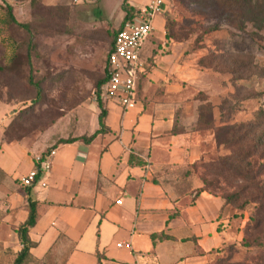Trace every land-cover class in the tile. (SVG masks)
Wrapping results in <instances>:
<instances>
[{"label": "rangeland", "instance_id": "374dc122", "mask_svg": "<svg viewBox=\"0 0 264 264\" xmlns=\"http://www.w3.org/2000/svg\"><path fill=\"white\" fill-rule=\"evenodd\" d=\"M117 1L78 5L75 0H0V149L25 141L45 143L51 137L49 144L55 146L80 133L77 111L98 104L96 85L104 77L113 36L122 23L120 6L124 4ZM212 2L168 0L161 40L155 37L156 46L142 54L146 62L140 86L159 66L161 73L176 70L174 78L176 73L185 76L178 95L163 93L164 79L151 81L159 86L157 92L150 87L155 99L161 100L162 95V101L177 104L172 137L183 150L185 165L176 174L179 180L194 177L201 189L221 198L245 191L246 210L224 208L229 221L225 243L212 264H258L262 252L242 246L250 219L257 212L256 202L251 203L254 191L229 172L224 159L249 145L263 154L264 146L248 139L226 147L218 143L216 130L251 124L256 129L253 133L264 132V78L253 74L254 65L248 72L234 71L247 62L264 67V30L252 26L246 32L238 30L228 23V17L220 16L223 12L212 7ZM9 8L17 25L7 30ZM224 13L238 12L229 9ZM168 20L175 23L171 33ZM159 57L167 59L160 64ZM226 99L230 104H225ZM192 155L198 159L191 164Z\"/></svg>", "mask_w": 264, "mask_h": 264}, {"label": "crops", "instance_id": "0c3cea01", "mask_svg": "<svg viewBox=\"0 0 264 264\" xmlns=\"http://www.w3.org/2000/svg\"><path fill=\"white\" fill-rule=\"evenodd\" d=\"M117 2L139 8L145 0ZM164 15L157 18L144 54L156 46L155 37L161 40ZM159 58L160 64L167 59ZM160 69L140 86L142 75L136 109L124 114L117 103L104 101L107 131L91 143L85 139L101 128L98 104L80 107V133L55 146L49 144L52 137L45 143L2 146L0 264H15L24 249L18 232L30 218L29 195L37 215L24 264H212L229 221L220 197L197 193L201 186L194 177L179 180L176 174L185 165L172 137L177 104L162 101V95L155 99L150 87L152 80L164 79L163 93L178 95L186 79L178 73L174 78L176 70ZM68 140L74 142L63 144ZM52 151L48 188L22 186L21 179L40 168L37 158ZM196 159L192 155L191 164Z\"/></svg>", "mask_w": 264, "mask_h": 264}, {"label": "trees", "instance_id": "16d2710c", "mask_svg": "<svg viewBox=\"0 0 264 264\" xmlns=\"http://www.w3.org/2000/svg\"><path fill=\"white\" fill-rule=\"evenodd\" d=\"M209 1V0H207ZM212 7L216 6L221 10L223 13H220V16H226L228 23L231 25H235L238 30L246 32L249 26L252 28L263 31L264 30V0H212ZM200 4V0L198 3ZM123 9L126 13V17L124 24L130 21L133 17V13L137 8H133L129 3H125ZM237 10V14H233L227 16L224 11L226 10ZM16 18L13 14V9L9 8L8 10V19L5 22V28L9 30L12 26L16 24ZM24 28L29 29L27 25L23 26ZM121 27V29H122ZM175 27V23L171 20L167 22L168 31L173 30ZM217 27V26H216ZM120 29V30H121ZM219 28H212V30H217ZM119 32V31H118ZM116 32L113 36V47L115 45V40L118 35ZM170 37H173L170 35ZM114 49V48H113ZM112 49V51H113ZM111 51V52H112ZM110 52V53H111ZM252 65H254L255 72L253 74L261 76L264 78V67L261 68L258 64L253 62L244 63L242 66H237L234 71L236 73H243L244 71L248 72L251 69ZM108 70L106 69L104 73L103 79H101L96 85V91L98 96V107L101 110V114L99 117V124L100 130H98L92 137L86 138L85 142L91 143L94 138H96L99 134H104L107 131L105 119L107 117V112L105 110L104 101L101 99V94L103 87L109 81V74ZM242 81V80H240ZM241 85L239 84V87ZM243 85L241 89H246ZM37 89H41L39 84L36 85ZM225 104H230L229 100L224 101ZM262 117L264 114L261 115ZM213 117L211 116V124H213ZM255 126H251V124H236L233 126H222L217 128L216 136L217 141L219 144H222L226 147H234L241 141H245L248 139L255 140L257 145L264 146V132L262 131L261 134L258 132L253 133L256 129ZM74 140L64 141L63 144L72 143ZM226 164L229 166V172L234 174L236 177H240L244 181H246L249 185L252 186L250 191H254L253 198L251 199V203H255L257 205V212L250 219V225L247 228L245 233L246 237L242 241V246L245 248L255 247L262 252L261 257L256 259L258 264H264V151L263 154L260 153L259 149L255 146L254 147H239L235 150V155L233 157H228L224 159ZM206 190L200 189L197 193L205 192ZM208 192V191H206ZM210 193V192H209ZM212 194V193H210ZM243 194L245 191H235L234 193L225 194L221 200L223 202V206L229 205L234 206L235 208H239L242 210H246L247 205L243 202ZM215 195V194H212ZM216 196V195H215ZM29 198V206L31 210L30 218L26 222L25 225L21 226L19 229V236L20 240L24 246V249L18 256V259L15 264H24L25 261L30 257V250L33 247V244L30 242L29 238V231L33 228L36 224V206L37 204ZM238 217V218H242ZM235 218H237L235 216Z\"/></svg>", "mask_w": 264, "mask_h": 264}, {"label": "built area", "instance_id": "2783aa9c", "mask_svg": "<svg viewBox=\"0 0 264 264\" xmlns=\"http://www.w3.org/2000/svg\"><path fill=\"white\" fill-rule=\"evenodd\" d=\"M94 0H75V4H90ZM168 0H145L137 8L130 21L126 22L115 40L113 51L108 56L109 81L103 87L101 99L117 103L124 114L138 107V87L145 73L142 57L144 47L155 32L156 20L166 13ZM55 151L38 157L40 168L32 170L21 179L22 186L34 185L42 190L48 188L46 177L51 169V158ZM122 247L121 244L118 245Z\"/></svg>", "mask_w": 264, "mask_h": 264}]
</instances>
